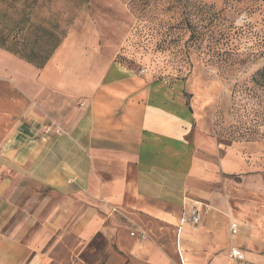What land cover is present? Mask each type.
<instances>
[{"label":"crops","instance_id":"obj_1","mask_svg":"<svg viewBox=\"0 0 264 264\" xmlns=\"http://www.w3.org/2000/svg\"><path fill=\"white\" fill-rule=\"evenodd\" d=\"M92 47L0 55V264H264L262 142L200 136L178 85Z\"/></svg>","mask_w":264,"mask_h":264},{"label":"rangeland","instance_id":"obj_2","mask_svg":"<svg viewBox=\"0 0 264 264\" xmlns=\"http://www.w3.org/2000/svg\"><path fill=\"white\" fill-rule=\"evenodd\" d=\"M49 32L178 85L200 136L264 146V0H0L1 56Z\"/></svg>","mask_w":264,"mask_h":264},{"label":"built area","instance_id":"obj_3","mask_svg":"<svg viewBox=\"0 0 264 264\" xmlns=\"http://www.w3.org/2000/svg\"><path fill=\"white\" fill-rule=\"evenodd\" d=\"M146 70L144 68L140 69V74H145ZM41 135L42 136H48L51 133H55L57 135H62L64 134V130L62 128H60L58 125H56L55 123H50L49 125H45L43 126L41 129ZM72 181H68V183H71ZM201 221V209L198 208L197 206H193L191 207V209L189 210L188 213L183 214L181 219H180V224L181 225H188L192 228L196 227ZM236 228H237V224L236 223H232L230 225V231L232 234L236 233ZM131 237H135L136 234L134 232L130 233ZM141 239L146 240L147 236L142 233L141 234ZM184 251L177 246V253L180 257V264H185L181 258V255ZM229 258L232 260V264H242L243 260H244V254L241 250L237 249V248H231L229 251Z\"/></svg>","mask_w":264,"mask_h":264},{"label":"trees","instance_id":"obj_4","mask_svg":"<svg viewBox=\"0 0 264 264\" xmlns=\"http://www.w3.org/2000/svg\"><path fill=\"white\" fill-rule=\"evenodd\" d=\"M47 39L49 41L50 49L47 51V54L42 57L39 56L36 52L30 51L27 55L20 54V51L15 48H8L6 50L12 52L13 54L18 55L20 58H23L25 61L33 64L37 68H42L46 62L50 59L51 55L55 51V49L61 44L62 39L58 38L57 34L53 32H49L47 34ZM0 45L3 46L4 44L0 41ZM255 81L260 83L264 82V65L263 67L256 73L254 77Z\"/></svg>","mask_w":264,"mask_h":264}]
</instances>
